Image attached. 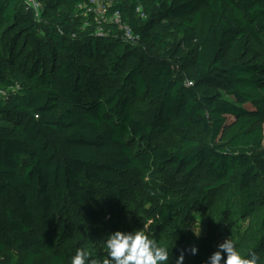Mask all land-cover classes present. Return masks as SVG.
Segmentation results:
<instances>
[{
  "label": "trees",
  "instance_id": "obj_1",
  "mask_svg": "<svg viewBox=\"0 0 264 264\" xmlns=\"http://www.w3.org/2000/svg\"><path fill=\"white\" fill-rule=\"evenodd\" d=\"M56 1L67 10L44 34L22 0H0V253L15 243L27 249L24 264H68L53 230L70 209L97 192L144 185L145 221L171 237L155 239L169 249L166 264L181 252L184 264H206L218 249L187 227L193 211L221 192L239 216L264 199V60L246 58L251 39L264 48V0H115L108 15L121 13L141 35L136 45L115 21L99 31L91 17L81 30L76 19L90 0H42V18ZM156 20L174 22L175 38L152 32ZM104 37L124 48L107 56ZM191 40L196 71L185 78L177 55ZM20 43L31 45L28 60ZM134 53L109 87L106 69L123 71ZM173 129L183 133L177 148L153 141ZM0 264L8 263L0 256Z\"/></svg>",
  "mask_w": 264,
  "mask_h": 264
},
{
  "label": "rangeland",
  "instance_id": "obj_2",
  "mask_svg": "<svg viewBox=\"0 0 264 264\" xmlns=\"http://www.w3.org/2000/svg\"><path fill=\"white\" fill-rule=\"evenodd\" d=\"M170 0H163L162 6L169 4ZM67 7L63 1H56L53 9L48 13L46 18L36 19L40 25L42 33L46 34L52 30H58L60 23L56 20V14L61 11H66ZM78 15V14H77ZM76 15V16H77ZM95 12L90 9L84 14L77 16L76 23L79 24L81 30H86V25L89 18L94 17ZM142 18L144 19L145 16ZM7 22L0 19V27L3 29ZM151 31H159L166 38L174 39V22L158 21L153 24ZM102 35V34H100ZM103 38V37H101ZM107 43V56L116 50H122V43H116L111 38L104 37ZM144 46L150 47L152 50L156 47L146 43H141ZM22 44H19V51L23 52L22 59L28 60V50L31 48L30 43L24 51ZM106 45L103 44L102 47ZM45 50L51 51V46L45 43ZM197 41L191 40L181 46L180 52L177 55V71L188 78L196 71V54ZM137 55L134 53L128 59L124 66V70L119 72L114 70V67H108L106 71L111 74L109 87H116L119 76L125 72L127 68L136 60ZM246 58L252 60H264V48L251 39L248 54ZM100 63H95L99 65ZM103 70L106 67H101ZM147 102L146 98L138 99L137 106ZM264 132V124H263ZM183 133L177 130L156 134L153 141L166 148H177L182 140ZM264 150V138L262 148ZM149 191L144 185H136L125 190H109L97 192L89 199L83 207H72L65 221H61L54 230L55 249H66L70 258L68 264H71L72 257L77 250L84 249L90 253L88 264L93 261L96 264H103L104 260L110 259L106 240L112 232L117 230L122 231H144L151 239L159 238L161 241H170L171 237L164 236L157 231L150 229L143 216V207L148 205ZM264 198V197H263ZM226 195L221 192L215 196L205 207L196 208L191 214L187 227L195 234L201 229L199 237L212 236L215 239V248L226 239L230 238L238 242V248L242 255L248 256L252 252H256L260 256L259 264L264 262V230L262 221L264 217V199L256 201L257 211L255 214L248 213L247 215H235L229 212L226 208ZM196 235V234H195ZM197 236V235H196ZM27 249L19 247L15 243H10L6 250L0 253L2 259L8 264H24L25 254ZM48 258V254H44Z\"/></svg>",
  "mask_w": 264,
  "mask_h": 264
},
{
  "label": "clouds",
  "instance_id": "obj_3",
  "mask_svg": "<svg viewBox=\"0 0 264 264\" xmlns=\"http://www.w3.org/2000/svg\"><path fill=\"white\" fill-rule=\"evenodd\" d=\"M199 237V232L195 230ZM106 247L110 259L103 264H166L169 259V249L160 246L156 240L151 239L144 231L112 232L106 240ZM199 249L192 246L190 252L196 255ZM90 253L84 249L77 250L72 257L71 264H88ZM260 256L256 252L248 256L242 255L238 242L233 239L224 240L208 259L206 264H259ZM185 254L181 252L176 264H184ZM92 264H96L95 261Z\"/></svg>",
  "mask_w": 264,
  "mask_h": 264
},
{
  "label": "built area",
  "instance_id": "obj_4",
  "mask_svg": "<svg viewBox=\"0 0 264 264\" xmlns=\"http://www.w3.org/2000/svg\"><path fill=\"white\" fill-rule=\"evenodd\" d=\"M25 10L32 14L35 19L41 17L43 11V3L42 0H22ZM115 0H90L92 9L95 12L94 18L98 26V30L101 31L103 25L105 23H109L111 21L117 22L122 30L123 39L133 45L139 44L141 41V35L133 30L127 23L122 20V16L120 12H115L111 17L108 15L109 7L113 4ZM89 9V10H90ZM138 12L141 15L146 17V15L142 12V8L138 7ZM188 85H192L193 82L187 80Z\"/></svg>",
  "mask_w": 264,
  "mask_h": 264
}]
</instances>
